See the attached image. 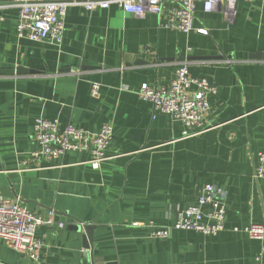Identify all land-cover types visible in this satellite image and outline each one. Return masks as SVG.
Here are the masks:
<instances>
[{"label": "crops", "instance_id": "obj_1", "mask_svg": "<svg viewBox=\"0 0 264 264\" xmlns=\"http://www.w3.org/2000/svg\"><path fill=\"white\" fill-rule=\"evenodd\" d=\"M173 7L137 16L114 5L71 6L55 45L20 39L13 0H0V72L33 71L0 75V196L42 217L53 211L55 222L36 230L37 262L0 240V264H257L260 242L233 229L264 224V179L253 177L264 152V60L249 58L264 53V0L210 13L197 3L187 34L165 28ZM181 64L216 88L205 130L188 137L137 96L142 84L167 88ZM38 118L93 134L110 124L99 169L83 151L32 159ZM207 184L226 192L224 231L150 238L147 224L172 226ZM88 225L95 229L86 250L77 229Z\"/></svg>", "mask_w": 264, "mask_h": 264}, {"label": "built area", "instance_id": "obj_2", "mask_svg": "<svg viewBox=\"0 0 264 264\" xmlns=\"http://www.w3.org/2000/svg\"><path fill=\"white\" fill-rule=\"evenodd\" d=\"M238 1L254 0H63L59 2H41L38 0H13L18 11L16 34L20 39L31 42H50L59 45L64 33V17L71 6H78L87 12L97 9L106 10L111 6L119 7L123 13L143 16L150 12L160 14L164 3H172L165 28L180 33L193 31L196 4L200 3L205 13L217 10L226 3L229 8ZM196 33L206 34V30L197 29ZM99 86L92 85V95H96ZM216 94V88L204 78L191 77L188 66L181 64L174 72L167 88L142 84L137 92L139 99L148 101L155 111L168 115L183 126V135L188 137L200 133L206 124L209 112V95ZM112 126L102 125L96 134L88 133L73 125L60 129L57 120L38 118L34 123V140L37 149L32 159H44L50 162L60 159L68 152H88V164L99 169L106 159L105 151L112 141ZM253 177L264 179V152L257 154ZM226 192L217 186L207 184L199 189L197 200L178 211L177 219L170 227H156L151 223L150 238L166 240L172 231H192L203 236H216L225 230ZM54 212L46 217L35 215L18 200L0 196V240L12 250L23 254L32 262L39 260L43 242L36 238V230L42 226H51ZM62 228L63 223H58ZM250 239L259 241L260 252L255 258L257 264H264V224H249L241 231Z\"/></svg>", "mask_w": 264, "mask_h": 264}, {"label": "water", "instance_id": "obj_3", "mask_svg": "<svg viewBox=\"0 0 264 264\" xmlns=\"http://www.w3.org/2000/svg\"><path fill=\"white\" fill-rule=\"evenodd\" d=\"M249 58L256 61H261L264 60V53H255L250 55ZM30 73H33V71H29L24 68H17L15 70L1 71L0 75H14V74L19 75V74H30ZM80 229L84 231L83 241H84L85 249L89 250L90 246L93 243V231L95 227L92 225H88V226H84L83 228H80V226H78L77 230L80 231ZM87 256L88 255H85V258H87Z\"/></svg>", "mask_w": 264, "mask_h": 264}, {"label": "rangeland", "instance_id": "obj_4", "mask_svg": "<svg viewBox=\"0 0 264 264\" xmlns=\"http://www.w3.org/2000/svg\"><path fill=\"white\" fill-rule=\"evenodd\" d=\"M206 120V119H205ZM205 128H206V124H205V127H204V129L202 130V131H204L205 130Z\"/></svg>", "mask_w": 264, "mask_h": 264}]
</instances>
